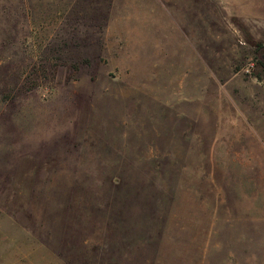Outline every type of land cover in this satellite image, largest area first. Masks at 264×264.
<instances>
[{
  "label": "rangeland",
  "instance_id": "obj_1",
  "mask_svg": "<svg viewBox=\"0 0 264 264\" xmlns=\"http://www.w3.org/2000/svg\"><path fill=\"white\" fill-rule=\"evenodd\" d=\"M0 264H264V0H0Z\"/></svg>",
  "mask_w": 264,
  "mask_h": 264
}]
</instances>
